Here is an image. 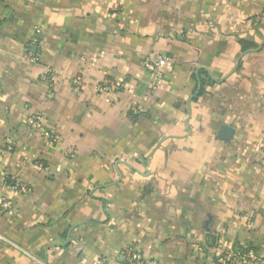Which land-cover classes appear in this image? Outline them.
<instances>
[{"label": "crops", "instance_id": "crops-1", "mask_svg": "<svg viewBox=\"0 0 264 264\" xmlns=\"http://www.w3.org/2000/svg\"><path fill=\"white\" fill-rule=\"evenodd\" d=\"M105 77L121 90L96 93ZM0 196V264H120L125 246L145 264L264 259V0H0Z\"/></svg>", "mask_w": 264, "mask_h": 264}, {"label": "built area", "instance_id": "built-area-1", "mask_svg": "<svg viewBox=\"0 0 264 264\" xmlns=\"http://www.w3.org/2000/svg\"><path fill=\"white\" fill-rule=\"evenodd\" d=\"M40 35L41 30L38 27L33 29V35L29 41L25 44L23 49V58L30 62H37L40 59ZM170 59L167 57H157L156 59L146 58L143 62V66L146 70L153 75V81L150 85L151 88H155L163 76L165 67L170 63ZM39 80L47 87V93L49 97L53 95V86L55 84V73L51 69H44L39 77ZM72 86L76 90H81L83 85L79 77L72 79ZM122 85L119 82L114 81L111 78L105 77L98 82L94 91L98 94L105 96L112 95L119 92ZM131 118H136L143 113V109L132 103L129 109ZM26 124L33 130H42L41 117L31 116L26 120ZM43 137L50 143L54 144L59 141L57 135H53L48 131H42ZM12 143L9 139L6 140L5 147L2 152L11 150ZM67 156L72 159L75 157L73 149L67 151ZM3 189L14 193H28L30 188L27 184L23 183L17 178H7L3 182ZM0 212L7 216L14 215V208L9 198L6 196H0ZM120 264H145L143 256L132 246H125L121 249ZM216 264H264V259L257 258L252 250L241 249H226L220 251L216 256Z\"/></svg>", "mask_w": 264, "mask_h": 264}, {"label": "trees", "instance_id": "trees-1", "mask_svg": "<svg viewBox=\"0 0 264 264\" xmlns=\"http://www.w3.org/2000/svg\"><path fill=\"white\" fill-rule=\"evenodd\" d=\"M204 76H205V73H203L202 71L199 72V84H200V88H199V90L197 92V95H200L202 93V90H203L202 87H203V85L205 83Z\"/></svg>", "mask_w": 264, "mask_h": 264}]
</instances>
